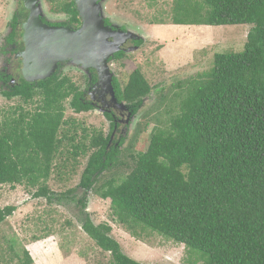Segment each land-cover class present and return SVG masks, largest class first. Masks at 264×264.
<instances>
[{
	"label": "trees",
	"instance_id": "1",
	"mask_svg": "<svg viewBox=\"0 0 264 264\" xmlns=\"http://www.w3.org/2000/svg\"><path fill=\"white\" fill-rule=\"evenodd\" d=\"M61 1L55 10L70 15V23H78L74 0ZM175 11L183 16H173L171 22L176 24L251 27L243 51L215 53L211 69L188 82L178 113L168 127L151 134L144 151L131 155L129 173L99 183V177L117 163L124 141L111 137L116 122L109 113H105L109 132L92 134L88 147L75 132L58 137L63 100L70 96L75 113L95 106L69 77L55 72L35 82L16 78L0 90L5 99L22 102L10 112V120L1 119L0 107V185L37 187L34 199L76 209L82 230L110 254L109 264L143 263L122 251L110 236L109 224L92 222L88 194L109 200L115 222L132 237H138L135 230L140 226L183 244L189 254L186 264H264V0H175ZM25 17L21 9L14 12L6 46L15 42L18 20ZM123 55L120 50L113 58ZM113 87L117 100L125 101L132 114L152 91L139 69L129 74L123 87L113 77ZM36 97L40 105L35 111H23ZM65 140L73 148L71 173L79 163L76 156H84L88 149L89 155L76 187L56 193L47 183L53 172L62 179L52 162ZM14 210L12 205L0 208V224ZM21 252L24 264H32L27 250Z\"/></svg>",
	"mask_w": 264,
	"mask_h": 264
},
{
	"label": "rangeland",
	"instance_id": "2",
	"mask_svg": "<svg viewBox=\"0 0 264 264\" xmlns=\"http://www.w3.org/2000/svg\"><path fill=\"white\" fill-rule=\"evenodd\" d=\"M61 4V0H36V8L41 11L39 19L44 16L54 21L67 20L66 14L55 10ZM174 6L175 0H104L101 3L102 18L110 20V27L122 30L128 39L137 40V36L144 38L143 43L136 48H131L134 43L129 40L127 46L130 49L124 51L123 57L109 62L112 76L123 87L129 74L139 69L152 86V91L143 98L136 114L126 113L125 110L129 109L125 101L119 106L114 105L112 100L109 104L107 102V108L117 118H122L114 139L124 138V141L118 147L117 163L99 177V183L129 173L133 167L131 155L147 148L154 131L168 127L170 118L179 111V101L184 97L188 82L211 69L215 53L243 51L250 25L176 24L171 22L173 16H183L176 13L179 11L173 13ZM20 7L25 8L24 0H0V46L9 31L14 12ZM73 28L70 29L74 31ZM22 30L23 25L19 24L17 35ZM26 49L25 45V56L28 57ZM11 59L13 57L8 53L0 55V90L9 88L10 82L14 83L19 74ZM61 63L60 77H69L79 90H83L86 69L69 61ZM7 75L11 77L10 81ZM70 99L69 96L63 100V122L58 129V137L62 138L65 131L75 132L77 140L83 141L88 147L92 134L101 131L106 135L109 132L110 120L103 114L105 109L99 100L94 102L100 107L75 113L69 106ZM19 104L22 105V102L18 98L7 100L0 95L3 111L1 119L10 120L8 115ZM37 105H40L39 97L33 100V104L24 105L23 111L33 113ZM18 114L19 111L15 117ZM83 129L87 134L85 139ZM72 151L68 140L62 141L52 162V167L57 166V172L62 176L59 179L53 172L48 180L47 186L56 193L75 188L86 165L89 149L84 156H76L79 163L71 173ZM36 190L37 187L25 188L23 185H15V189H11L9 184L0 185V208L8 205L16 207L12 215L0 224V264H24L22 249L32 256V264H109L110 254L102 252L82 230L78 211L54 202L49 204L45 198L36 200L32 195ZM88 195L87 212L92 222L109 224L112 228L110 236L130 258L143 264H186L184 261L189 260L187 248L183 244L149 229H140L139 226L135 230L138 237H132L125 226L115 222L109 200L94 194ZM66 222H70L69 225ZM39 236L44 237L33 240Z\"/></svg>",
	"mask_w": 264,
	"mask_h": 264
},
{
	"label": "water",
	"instance_id": "3",
	"mask_svg": "<svg viewBox=\"0 0 264 264\" xmlns=\"http://www.w3.org/2000/svg\"><path fill=\"white\" fill-rule=\"evenodd\" d=\"M103 1L76 0L83 24L78 31H73L69 27H52L42 23L36 0H24L25 8L29 10L28 19L23 25L24 43L29 56H25L24 49L21 54L23 78L28 82L46 79L55 72L58 63L72 61L85 69H96L98 84L108 86L114 98L112 74L107 61L120 50L127 36L104 24L101 15ZM110 37L114 40H109Z\"/></svg>",
	"mask_w": 264,
	"mask_h": 264
},
{
	"label": "flooded vegetation",
	"instance_id": "4",
	"mask_svg": "<svg viewBox=\"0 0 264 264\" xmlns=\"http://www.w3.org/2000/svg\"><path fill=\"white\" fill-rule=\"evenodd\" d=\"M68 1H70V0H68ZM75 1L76 0H74V2ZM75 5H76V2H75ZM20 9L23 11L24 14H26V17L25 18H20V20H18L16 29H15L16 30V37H15L16 40H15V42L14 43H11V44H8L6 46L7 42H6V40H4V43L0 46V55H3V54L7 55V53H8L9 56L13 57V59H11V60L14 63V66L17 68V72H19V74L17 76V79H19L21 77L23 78V75H22V71H23V59L22 58L23 57L21 56V54H22V52H24V49H25V43H24L25 30L23 28L22 32H20V34L18 33V35H19L18 36L17 35V27L19 26V24L24 25V23L26 22V20L28 19V16H29V10L28 9H25L23 7L22 8L21 7L18 8L15 12H17ZM76 10H77V7H76ZM60 12L63 13V14H66L68 16L67 20H65V21H54V20H50L49 18L44 17V16L41 17L40 20L42 21V23H44V24H46L48 26H52V27H69V28H73V26L76 25L78 27L77 28H73L76 31H78L82 27L83 21H82L80 15H79L78 10H77L78 17H79V22L78 23H76V22L70 23V19H69L70 15H68L66 12H62V11H60ZM44 15H47V14H44ZM103 20H104V24L106 26H109L110 27V20L109 19H106V18H103ZM106 20L108 21V23L106 22ZM11 21H12V18H11L10 22ZM111 28L114 29L113 26ZM114 30L115 31H120V32L124 33L120 29L119 30L114 29ZM11 31L12 30H11V27L9 25V31H8V33H7L6 36H8V34ZM108 39L111 40V41L114 40L112 37H110ZM143 39H144L143 36L142 37L141 36H139V37L137 36V40H133V38H130V39L126 38V40H123L120 50L124 52V51H128V49H130V46H127L129 40L130 41L133 40L131 42H134V41H139V40H142L143 41ZM139 46L140 45L137 46V45L133 44L131 48H134V47L136 48V47H139ZM15 48H17V50L14 53H11L10 51L12 49H15ZM16 57L17 58L19 57V58L16 59ZM20 57H22V58H20ZM113 57H114V55H112L108 59V61H107L109 70H110L109 62L112 61V60H115ZM6 59L5 60L2 59V61H7ZM69 63L72 64L73 62L72 61H69ZM62 64L63 63H61V64L58 63L57 64V68H56L55 72H57V73L59 72L60 73V71L62 69ZM74 65L80 66L78 64H74ZM85 74H86V84H85V87L83 88L85 99L89 100L95 106V108L100 107L99 104L97 105L94 102L96 100H99V102L101 103V107H104V109H105L104 112H103V114L105 115V113H109L111 115V117H113L112 120L114 122H116V125H115L114 129L112 130L111 137L114 138V136L116 135L117 127H119V125H120V123H119L120 121L119 120H121L122 118H121V116H118V118H117L114 115V112L111 109L107 108L108 105H106V104H107V102L109 104L110 103V100H112L113 103H114V105H117V106H119L120 103L124 102V101H118L117 98H116V96H115V91H114V87H113V77L114 76H112V81H111L112 87H113V92H114V98H112L111 93L108 91V86H106L105 84H98V78H99L98 75L99 74L97 73L96 69L90 67V68L86 69ZM93 76L96 77V78H95L94 81L90 82V79H92ZM87 94L89 95L88 98H86V95ZM106 98L109 99V100H106ZM113 99H115V100H113ZM127 108L130 109L129 106ZM125 111H126V113H129L130 112L128 110H125ZM120 115H122V114L120 113ZM113 133H114V135H113Z\"/></svg>",
	"mask_w": 264,
	"mask_h": 264
},
{
	"label": "crops",
	"instance_id": "5",
	"mask_svg": "<svg viewBox=\"0 0 264 264\" xmlns=\"http://www.w3.org/2000/svg\"><path fill=\"white\" fill-rule=\"evenodd\" d=\"M33 244V243H32ZM28 249H30V248H28ZM32 257V256H31Z\"/></svg>",
	"mask_w": 264,
	"mask_h": 264
}]
</instances>
